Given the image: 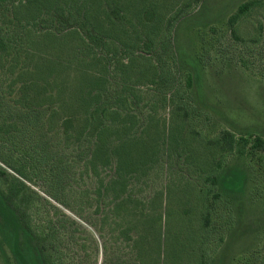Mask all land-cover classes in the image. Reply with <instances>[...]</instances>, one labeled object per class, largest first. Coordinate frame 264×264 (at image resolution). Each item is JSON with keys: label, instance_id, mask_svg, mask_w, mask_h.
I'll return each instance as SVG.
<instances>
[{"label": "rangeland", "instance_id": "rangeland-1", "mask_svg": "<svg viewBox=\"0 0 264 264\" xmlns=\"http://www.w3.org/2000/svg\"><path fill=\"white\" fill-rule=\"evenodd\" d=\"M40 1L49 6L62 0ZM159 1L162 6L172 4V0ZM173 1L177 2L171 11L182 3L181 8L186 10V16L173 29L172 45L178 63L187 56L201 63L200 89L195 79L191 88L187 86V69L178 64L182 76L180 93L192 95L190 102L196 111L193 127L208 138L223 129L232 130L237 136L254 133L264 137V46L260 42L244 47L232 38L227 25L229 16L247 0ZM188 2L190 6L186 8ZM263 14L264 7L254 8L238 22V34L246 38L257 33ZM29 42L34 48L31 60L37 71H75L64 65V62L71 64L70 60L78 53L73 33L62 37L44 33L31 36ZM81 64L88 69V73L79 77L82 87L94 80L92 71H103L105 67L98 62L81 61ZM142 65L143 60L131 59V66L141 69ZM10 78L14 79L15 75ZM7 80L0 75V87L6 93L3 104L13 105L18 85L10 88ZM93 82L89 85H94ZM144 84L138 77L135 94L139 103L135 110L142 118L148 114L145 102L159 99L151 96V87ZM149 115L153 118L142 138L130 141L133 145L126 142L122 149L116 150L119 154L128 149L131 156L138 158L139 168L146 162L147 141L152 144L156 140L166 160L167 154L179 145L189 156L190 167H198L213 152L205 138L180 137L176 133L179 112L175 103L165 106L159 100ZM2 117L0 171L6 173H0V185L5 191L13 190L20 211L25 212L33 229L42 236L49 264H200L204 213L198 208V200L203 194L199 192V181L181 172L185 168L181 160H169L166 168L165 160L160 166L159 162L148 161L143 173L132 172L141 176L130 179L128 198L121 205L133 208L127 213L122 208L117 216L108 201L109 195L102 194V178L105 180L112 168H99L98 176L85 172L77 151L52 140L46 141V157L42 146L38 148L37 138L24 139L16 130L5 132ZM97 156L102 159L104 154L99 152ZM55 160H59L62 172L66 173L62 180L52 183L50 172ZM245 162L252 163L253 169L252 184L249 183L246 191L250 189L249 195L230 205L233 222L227 208L216 209L213 229L204 245L205 264H259L264 246V172L257 159ZM54 193L58 200L52 197ZM0 264H16L1 233Z\"/></svg>", "mask_w": 264, "mask_h": 264}, {"label": "trees", "instance_id": "trees-1", "mask_svg": "<svg viewBox=\"0 0 264 264\" xmlns=\"http://www.w3.org/2000/svg\"><path fill=\"white\" fill-rule=\"evenodd\" d=\"M159 2L62 0L46 6L40 0H0V75L9 79L8 87L18 85L13 105L3 104L6 93L0 87L1 123L5 132L16 130L24 139L28 138L26 136L37 138L38 148L42 146L41 151L46 157L47 142L52 140L77 151L76 156H80L78 160L85 172L98 176L99 168H112L107 178H102V194L109 195L108 201L117 216L122 208L126 213L133 208L121 205L126 202L124 198H128L130 179L141 176L132 172L141 170L143 173L148 161L159 162L160 166L165 160V167L171 159L181 160L185 165L181 172L190 179H197L199 192L203 194L198 200V208L204 213L199 258L200 264H205L204 245L213 229L216 209L219 206L227 208L229 220L233 222L230 205H236L249 195L250 189L246 191L249 183L252 184L253 169L252 163L245 160L257 159L264 172V137L254 133L237 136L234 131L223 129L215 137L208 138L196 130V126L193 127L196 111L190 102L192 95L180 93L182 76L178 64L187 69V86L191 88L195 79L200 89L201 63L190 56L178 63L172 45L173 29L186 16V10L181 8L184 4L171 11L177 1L172 0L171 5L164 6ZM189 2L186 8L190 6ZM256 7H264V0L242 2L227 20L232 38L244 47L260 42L264 46V20L259 23V31L249 37L242 38L237 32L238 22ZM44 33L54 37L67 33L75 35L77 56L70 60L71 64L64 62L75 71H37L32 64L34 48L29 39ZM131 59L143 60L141 69L131 66ZM81 61L105 64L103 71H92L94 80H89L84 87L79 84V77L88 73V69ZM13 74L15 78L11 79ZM138 77L145 86L151 87V96L159 97L156 101L145 102L148 114L144 118L135 110ZM90 82L94 85H89ZM159 100L165 106L176 104L179 112L176 133L180 137H203L207 146L212 147L213 152L198 167L188 166L189 156L179 145L167 154L166 160L165 154L161 155L162 146L156 140L152 144L147 141L144 148L147 158L141 168L137 164L138 158L131 156L128 149L117 154L126 142L133 145L130 141L142 138L153 118L149 110H153ZM99 152L104 154L102 159L97 156ZM131 157L133 162H130ZM55 161L50 172L52 183L62 180L66 173L62 172L59 160ZM0 173L6 172L2 170ZM124 173L130 175L124 177ZM51 195L58 200L55 193ZM13 197L12 189L5 191L0 185V233L16 264H49L42 236L33 229ZM99 200L104 209L102 198ZM259 264H264V246Z\"/></svg>", "mask_w": 264, "mask_h": 264}]
</instances>
